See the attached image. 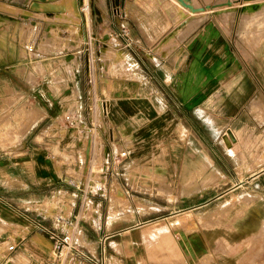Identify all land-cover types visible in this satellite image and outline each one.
Listing matches in <instances>:
<instances>
[{"label": "crops", "instance_id": "1", "mask_svg": "<svg viewBox=\"0 0 264 264\" xmlns=\"http://www.w3.org/2000/svg\"><path fill=\"white\" fill-rule=\"evenodd\" d=\"M222 1L199 0L204 9H188L172 0H95L91 19L100 22L82 26L69 86L61 88L48 73L36 85L30 80L37 38L26 41L17 21L30 13L3 5L0 80L29 98L31 125L18 149L0 152V243L15 244L0 253V264L11 257L24 264H72L58 256L50 236L55 228L71 229L56 221L58 214L79 215L73 232L80 229L85 241L76 240L103 264H182L177 245L188 264H264V8L248 9L243 0L212 6ZM61 6L32 5L43 9L37 17L44 23L48 19L39 15L64 14ZM39 27V33L47 30ZM67 113L85 125L71 126ZM228 130L235 136L229 144ZM122 149L129 154L120 156ZM104 161V192L79 194V185L103 175L98 167ZM143 162L149 186L158 185L153 176L164 177L169 187L163 191L181 193L168 198L169 213L192 211L199 225L230 226L185 231L179 225L178 238L173 231L146 237L141 224L152 214L131 194L149 190L141 183ZM117 189L134 204L132 212L110 213ZM56 196L70 208L56 205L45 214V202ZM88 201L97 206L92 215ZM36 203L34 213L28 206ZM147 239L161 251L149 253Z\"/></svg>", "mask_w": 264, "mask_h": 264}, {"label": "rangeland", "instance_id": "2", "mask_svg": "<svg viewBox=\"0 0 264 264\" xmlns=\"http://www.w3.org/2000/svg\"><path fill=\"white\" fill-rule=\"evenodd\" d=\"M176 3L178 6L180 4ZM191 1L193 5L198 6L199 0H188ZM63 2H65V5H62ZM0 0V9H6L4 6L15 8L17 10H20L22 12H29L30 15L28 17H24L23 15L17 16V21L20 22L23 25V29H25V39L26 41H29V39H33L36 37V44L38 43L37 53H35L31 59V65L34 69V71L31 73L32 76L30 80L36 85L45 75L48 73L49 80L52 79L53 83L56 84L57 88H61L63 86L68 87V81H67V75L71 73L73 70V63L71 64L72 55L76 52L78 48L81 47V43H83V33H82V26L89 25L91 26L93 23H99L100 21H96L94 19H91L92 17V11L96 9L95 0ZM253 7L255 8H264V0H256L254 1ZM248 0H243V7H246L248 9H252V6H249ZM10 4H14L10 5ZM37 8L45 7V8H59L61 5V12L57 15H54L52 18H48L45 14H40V17H46L48 20L45 21L42 20V18H38L39 13H44L43 9L41 11H35L32 5ZM2 5V6H1ZM4 5V6H3ZM180 5L179 7H181ZM183 7V6H182ZM65 8V9H64ZM3 10H0V14ZM4 12V11H3ZM59 11H56V13ZM46 26V31H41L39 33V26L43 25ZM36 29L34 32H32L33 28ZM85 34V32H84ZM27 44H29L27 42ZM26 44V45H27ZM40 52L44 53L42 56ZM26 55V52L23 53ZM46 62L51 63L50 67H48ZM128 67V65H125ZM24 69V68H22ZM46 80V79H45ZM46 82V81H45ZM111 82V81H110ZM109 82V83H110ZM98 98V97H97ZM29 98L24 97V95L20 92H16L14 88L8 83L7 81L0 80V117L7 116V119L4 117L2 118V121H0V152L5 153V151L10 147H17V149L21 146V138L25 135L27 132L26 129H20L21 126L24 124H20L19 122H23V118L30 112L27 105H29ZM98 103V102H97ZM24 112H23V110ZM99 109V107H98ZM5 111V112H4ZM7 111V112H6ZM99 111V110H98ZM5 113V114H3ZM9 115H8V114ZM16 113L18 116H16ZM25 113V114H24ZM2 114V115H1ZM68 114V113H67ZM76 115V114H74ZM78 116V115H77ZM15 117V118H14ZM20 117V118H19ZM29 117V116H28ZM79 117V116H78ZM66 118V114H65ZM14 120V121H13ZM5 121V123H4ZM30 121V120H29ZM3 122V123H2ZM13 122V123H12ZM16 122H18L16 125ZM9 123L10 127H9ZM27 124V122H25ZM3 125V127H2ZM9 127V128H8ZM19 127V128H17ZM9 129V130H4ZM19 129V130H17ZM5 131V136L4 135ZM17 130V132H16ZM7 132V133H6ZM16 132V133H15ZM10 135V136H8ZM147 162V161H146ZM102 166L98 167V170H101ZM139 167V166H138ZM140 168L143 169L144 173H146L147 176H143L141 178V183L144 185H147L148 189L147 191H143L142 193H131L136 194L134 197V200L136 201L137 205L141 207V210L143 212H150L152 216H149L148 220L145 221V223H142V229L146 232V237H154V236H165V234H170L172 231L176 234V238L178 236H181L183 234L181 226L185 229V231H193L195 229H198L201 227H208L213 226L218 227L221 229L223 226H230L225 225L224 222L219 223L217 226L212 224H203L201 223L199 225L197 216L192 211H181L179 213H169V210H166L165 207L167 206V202H171L172 200L168 198H175L178 197L179 194L177 192H170V191H163V189L168 188L165 178L164 177H154L153 179L156 183H158L157 186H149V178L151 177L149 175V165L147 163H141ZM96 179H99V176L96 177ZM117 180L114 182V186L116 187ZM118 190V189H117ZM81 193L84 196V192L81 187ZM91 194V193H90ZM89 194V195H90ZM186 194V193H182ZM112 198L110 200V213L111 214H117L120 212H125L126 214L129 213V211H133V203L132 201L120 190L115 191L112 194ZM141 196L137 197V196ZM92 199V197H90ZM89 199V200H90ZM89 202V214L92 215L93 212H95L97 206L92 201ZM109 202V201H108ZM40 205V204H39ZM37 203L30 207L31 211L33 209V212L36 213L38 207H40ZM56 205H61V207L70 208L69 202L66 203L63 196H56L53 200H48L45 202V214H53V208ZM43 207H41L42 209ZM144 208V209H143ZM239 210V216L243 215L245 213V208ZM243 210V212H241ZM79 210H77L78 212ZM225 212V214L223 213ZM64 213V211H63ZM223 215H225L227 218L229 217L230 208L226 207L222 210ZM66 215V214H64ZM178 215V216H177ZM228 220V219H227ZM61 224V222H60ZM58 225V224H57ZM61 225L63 227L66 226V223L63 222ZM181 225V226H179ZM175 226V228H173ZM59 227V225H58ZM69 227V226H68ZM65 231V230H62ZM67 231V230H66ZM167 236V235H166ZM174 236V237H175ZM76 237L78 242L84 243L85 238L83 235V232L81 230L76 231ZM149 239H147L146 248L149 253L151 252H158L160 248V245L157 243H149ZM10 241H5L4 243H0V253L3 254L5 249L7 248ZM176 243V242H175ZM161 251V250H159ZM177 251L182 254V257L178 260H180L183 264H188L185 260H188L187 256L185 255L184 251L180 246L177 245ZM159 253V252H158ZM23 257V256H21ZM152 257V256H149ZM185 259H184V258ZM238 257H242L239 255ZM95 260L97 263L101 264V258L98 256L95 257ZM156 260V259H155ZM159 264H166L168 260H157ZM45 262V260H44ZM24 264L22 259L19 257L10 259V264ZM47 264V262H45ZM175 264V263H174ZM245 264V263H243ZM253 264H262V262H254Z\"/></svg>", "mask_w": 264, "mask_h": 264}, {"label": "built area", "instance_id": "3", "mask_svg": "<svg viewBox=\"0 0 264 264\" xmlns=\"http://www.w3.org/2000/svg\"><path fill=\"white\" fill-rule=\"evenodd\" d=\"M26 48L28 51H34V46L32 43H29L26 45ZM66 119L68 120V123L71 126H84L85 124L83 121L77 116L72 113L66 114ZM94 128H86L87 131H92ZM129 153L127 149H122L119 153L120 156L124 157L127 156ZM83 161V157H82ZM105 166L106 161H104L102 167H101V174L99 179L89 180L88 182L84 183V185H79L78 187H82V190L84 192V197L89 195L90 193H102L105 190L106 187V178H105ZM76 219V220H75ZM57 222H63L66 223L67 226H70L71 229H67V231H60L57 228L54 229L50 233L51 238L54 240L57 253L59 257H63L65 260H68L70 263L73 264L75 259H87V260H93L95 264L97 261L95 260L94 256H91L88 252H86L82 246L77 242L76 235L73 232V229H75L79 222V215H77L74 219H68L65 218L63 215L58 214L56 217ZM15 248V244L10 243L7 247L8 250H13ZM103 264V263H101Z\"/></svg>", "mask_w": 264, "mask_h": 264}, {"label": "bare ground", "instance_id": "4", "mask_svg": "<svg viewBox=\"0 0 264 264\" xmlns=\"http://www.w3.org/2000/svg\"><path fill=\"white\" fill-rule=\"evenodd\" d=\"M176 1H177L178 4H180V5H182V6H185L181 0H175V2H176ZM185 1L189 2L188 0H185ZM248 1H249V3H248L249 6H252V8H253V4L255 3L254 1H256V0H248ZM257 1H258V0H257ZM190 2H191V1H190ZM180 5H179V6H180ZM186 7H187V6H186ZM217 7H218V6H217ZM222 7H223V6H222ZM224 7H226V6H224ZM188 9H189V7H188ZM262 12H263V10H262ZM257 14H258V15H257ZM259 14H260V12L257 11V13H255L256 17H258V18L261 17V15H259ZM252 15H254V14H252ZM263 15H264V14H263ZM263 15H262V16H263ZM262 18H263V17H262ZM28 53H29V52H28ZM112 61H113V60H112ZM115 62H116V61H115ZM117 66H119V65H117ZM120 66H121V65H120ZM111 67H112V66H111ZM112 68H113V67H112ZM115 71H116V70H115ZM125 71H127V70H125ZM125 71H124V72H125ZM124 72H123V73H124ZM107 73H108V72H107ZM111 73H113V71H112ZM120 73H122L121 70H120ZM112 75H114V74H112ZM121 75H122V74H121ZM121 75H120V76H121ZM104 76H105V75H104ZM106 76H107V75H106ZM115 76H116V73H115ZM127 79H128V78H127ZM109 82H110V81H109ZM109 82H108V83H109ZM109 85H111V83H109ZM128 87H129V86H128ZM236 87H237V86H236ZM131 90H132V89H131ZM22 110H23V109H22ZM24 110H25V109H24ZM24 110H23V112H24ZM25 111H26V110H25ZM4 112H5V111H4ZM6 112H7V111H6ZM3 114H5V113H3ZM7 114H8V113H7ZM24 114H25V113H24ZM1 115H2V114H1ZM8 115H9V114H8ZM16 116H18L17 113H16ZM3 117H4L5 119H7V116H6V117L3 116ZM3 117H0V121H2V118H3ZM14 118H15V117H14ZM19 118H20V117H19ZM9 119H10V118H8L7 120H9ZM29 120H30L29 117L26 115V116L23 118V120H22L23 122H22V123L19 122V125H20V124L22 125V124L24 123V124L21 126L22 128L20 129V131H22V129H26V130H28L29 126L31 125V122H30ZM13 121H14V120H13ZM34 121H35V120H34ZM34 121H33V122H34ZM25 122H27V124H25ZM33 122H32V123H33ZM0 123H1V122H0ZM2 123H3V122H2ZM4 123H5V121H4ZM12 123H13V122H12ZM17 123H18V122H16V125H18ZM10 124H11V123H9V127H10ZM0 126H1V125H0ZM2 127H3V125H2ZM9 127H8V128H9ZM10 128H11V127H10ZM17 128H19V127H17ZM4 130H6V129H4ZM7 130H9V129H7ZM7 130H6V131H7ZM17 130H19V129H17ZM17 130H16V132H17ZM218 130H219V129H218ZM2 131H3V130H2ZM3 132H4V135L2 134V136H5V131H3ZM7 132H8V131H7ZM7 132H6V133H7ZM16 132H15V133H16ZM22 132H24V131H22ZM0 134H1V133H0ZM8 136H10V135H8ZM226 143H227V142H226ZM229 143H230V142H229ZM206 156H207V155H206ZM91 169H92V168H91Z\"/></svg>", "mask_w": 264, "mask_h": 264}, {"label": "water", "instance_id": "5", "mask_svg": "<svg viewBox=\"0 0 264 264\" xmlns=\"http://www.w3.org/2000/svg\"><path fill=\"white\" fill-rule=\"evenodd\" d=\"M183 2V4L187 7H190L191 9H204L205 7L204 6H195L193 5L192 2H187L185 0H181ZM233 1L232 0H225V1H222V2H219V3H216L214 5H212L213 7H216V6H227V7H231L233 6ZM207 7H211V5H207ZM226 142L229 144V142H231L232 140L235 139V136L233 134V132L231 130H228L226 135L224 136Z\"/></svg>", "mask_w": 264, "mask_h": 264}]
</instances>
